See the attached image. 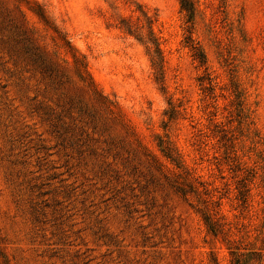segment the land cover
<instances>
[{
	"label": "rangeland",
	"instance_id": "1",
	"mask_svg": "<svg viewBox=\"0 0 264 264\" xmlns=\"http://www.w3.org/2000/svg\"><path fill=\"white\" fill-rule=\"evenodd\" d=\"M192 1L205 66L179 0H0V264H231L203 200L261 247L264 0ZM135 5L163 85L118 29Z\"/></svg>",
	"mask_w": 264,
	"mask_h": 264
},
{
	"label": "trees",
	"instance_id": "2",
	"mask_svg": "<svg viewBox=\"0 0 264 264\" xmlns=\"http://www.w3.org/2000/svg\"><path fill=\"white\" fill-rule=\"evenodd\" d=\"M181 11L185 13V44L192 51V56L194 60L198 62L199 66L206 65V57L204 52L194 43L192 38L194 18L196 15V9L194 2L192 0H179ZM133 12L139 13V15L133 19L132 17L121 18L118 23V29L127 36L133 37L141 44L145 45L147 50L151 52L152 66L155 69V80L163 85V55L160 48L159 38L154 32V23L156 22V16L151 15L149 11L145 10L141 5H135V10ZM38 16L45 23L48 22L47 17L41 11L37 13ZM63 43L69 47V42L65 40L64 37L61 38ZM75 57V56H74ZM77 62V61H76ZM78 63V62H77ZM82 65V64H81ZM78 72L82 75L86 72L85 66L78 68ZM162 151L165 153L167 158L172 159V148L169 143L160 144ZM247 190H242L240 192L241 205L247 203ZM214 206H219L217 201L210 200ZM203 200L204 208L199 210L204 225L207 231L215 238H223V241L228 245V250L231 256V264H263V253H264V236L262 240V245L260 248L255 246L242 248L241 245L235 244L234 241L229 239V232L225 230V224L222 223L221 219L212 212L210 206ZM214 264H219L218 261L213 258Z\"/></svg>",
	"mask_w": 264,
	"mask_h": 264
}]
</instances>
